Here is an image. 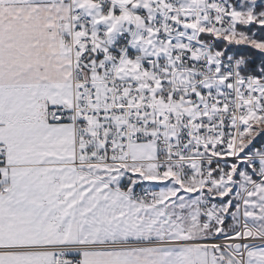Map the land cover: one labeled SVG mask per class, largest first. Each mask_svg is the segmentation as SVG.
Returning a JSON list of instances; mask_svg holds the SVG:
<instances>
[{
  "label": "snow or ice",
  "instance_id": "1",
  "mask_svg": "<svg viewBox=\"0 0 264 264\" xmlns=\"http://www.w3.org/2000/svg\"><path fill=\"white\" fill-rule=\"evenodd\" d=\"M0 264H264V0H0Z\"/></svg>",
  "mask_w": 264,
  "mask_h": 264
}]
</instances>
